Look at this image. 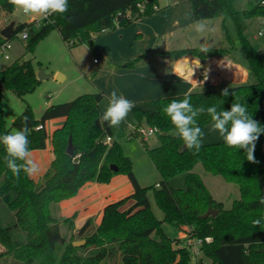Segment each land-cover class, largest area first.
Returning <instances> with one entry per match:
<instances>
[{
    "label": "trees",
    "instance_id": "obj_1",
    "mask_svg": "<svg viewBox=\"0 0 264 264\" xmlns=\"http://www.w3.org/2000/svg\"><path fill=\"white\" fill-rule=\"evenodd\" d=\"M189 2L196 20L222 17L226 29V20L231 18L254 79L226 87L230 93L227 97L221 95L226 88L188 93L191 103L205 108L216 106L218 111L230 110L232 103H240L246 106L253 119L264 125V111L259 115L260 102L264 98V52L260 53L253 46L247 34L248 20L264 17V2H249L243 10L236 8L235 0ZM160 9L159 0H69V11L64 15L15 23L11 39L26 30L27 51L33 52L41 39L52 30H58L68 46L88 44L99 60L98 38L138 19L151 17ZM14 10L9 0H0V14L4 18ZM49 20L54 22L49 23ZM4 26H0V32ZM11 39L0 33V49ZM206 49L185 48L165 54L176 57L192 54L206 59L228 51ZM39 83L33 59H17L0 68V135L11 132L12 127L22 128L26 116L30 149H44L49 135L45 127H36L45 126L50 119L66 117L64 124L52 134L55 157L42 186L23 172L19 178L14 176L4 162L6 153L0 145V264H191L195 256L186 245L188 238L203 240L198 264L206 259L214 264H264V226L252 223L264 216V205L259 203L264 198V134L255 144L256 162L248 161L242 149L230 148L223 141L202 142L200 151L194 153L174 136L175 129L163 112L167 103L182 99L185 94L154 99V110L135 105L133 112L138 121L146 119L149 125L157 127L161 139L157 147L146 146L160 173V181L142 186L122 146L116 141H105L107 136L112 137V131L106 122L98 119L102 114L101 101L106 96L100 89L80 94L71 101L51 104L40 117L27 103L8 125L3 90H11L24 99ZM211 122L207 114L198 118L202 131ZM70 136L71 154L67 152ZM198 163L211 174L238 186L240 196L230 207L217 200L200 174L194 171ZM181 173L185 174V185L176 188L171 179ZM118 174L128 176L134 191L106 205L98 225L89 218L76 234L71 233L69 238L63 235L61 222H69L71 228L73 219L56 217L53 205L75 197L87 182L107 184ZM149 191L163 211L162 220L152 210ZM209 208L218 210V214L203 217ZM164 222L181 228L187 236H168L163 230ZM75 235L85 243L75 246ZM207 237L209 241L205 240Z\"/></svg>",
    "mask_w": 264,
    "mask_h": 264
},
{
    "label": "crops",
    "instance_id": "obj_2",
    "mask_svg": "<svg viewBox=\"0 0 264 264\" xmlns=\"http://www.w3.org/2000/svg\"><path fill=\"white\" fill-rule=\"evenodd\" d=\"M28 17V22L42 20L39 17ZM195 21L189 0H167L165 8L160 9L153 16L138 19L129 26L118 28L98 38L101 56L97 62H94L97 57L92 52L95 75L90 85L93 90L87 92L100 89L109 96L115 89L118 94L122 93L127 99L132 100L135 105L149 109L147 107L152 106V101L157 98L251 82L252 77L248 68L232 58L228 52L206 59L192 54L182 57L165 54V52L192 48L187 46L172 49L170 45H174L173 41H177L181 36L185 37L178 41H186V35L189 40L190 29ZM205 45L206 48L210 47L209 43ZM73 58L75 59L74 55ZM191 59L194 62H191ZM133 61L136 62L131 65ZM38 71L39 67H36V73ZM58 74H61L59 70L56 75ZM60 77L61 81H66L68 78L63 74ZM51 104H54L53 100L44 102L37 110L33 108L35 115L40 117L45 108ZM13 120L11 118L12 122ZM65 120L66 117H58L46 121L45 129L49 135L47 146L44 149L32 150L40 171L31 177L41 186L55 157L52 134L64 124ZM133 191L128 176L120 174L114 176L107 184L90 181L81 187L75 197L53 205V213L61 220L72 218L70 233H73L89 218L98 225L106 205L130 195ZM225 206L227 207L226 204ZM186 236L184 231V236L181 238Z\"/></svg>",
    "mask_w": 264,
    "mask_h": 264
},
{
    "label": "rangeland",
    "instance_id": "obj_3",
    "mask_svg": "<svg viewBox=\"0 0 264 264\" xmlns=\"http://www.w3.org/2000/svg\"><path fill=\"white\" fill-rule=\"evenodd\" d=\"M257 1L264 2V0H235V6L237 9L243 10L248 7L249 2ZM166 4L167 0H159V6L161 9L165 8ZM263 18L264 17H255L248 20L247 27L248 37L253 46L256 47L260 53L264 52V34L260 35L258 33ZM28 20L29 17L24 15L16 7L14 12L6 18H4L3 14H0V26L5 25L4 27L12 21L19 23L28 22ZM201 21H203L209 28L203 38L199 39L197 37L194 32L193 22L189 33L190 39L188 40L186 35V41H178V39L183 40L185 37L181 36V38H177V41H173L174 45H170V48L175 49L190 46L202 50L206 49L205 44L209 43L211 48L227 49V52L232 58L249 70L246 55L242 50L238 33L231 18L226 20V29L223 27L222 17L207 18ZM27 42L26 39L22 38V32L11 39V48L8 50L10 57L6 59L5 57L0 56V68L7 67L17 59H33L36 67H39V71L43 70L46 74L56 75L59 70L61 74L65 76L67 75L68 78L66 81H57L53 77L42 79L36 90L25 96L24 99L15 95L11 90L4 89L2 93V102L8 125L12 124L11 118L15 119L23 111L27 103H30L32 108L37 110L46 101L49 102L53 100L54 104L67 102L88 90H93L90 85H92L91 79L95 75L94 67L92 65L94 55L88 44L79 43L74 46H68L62 40L58 30H52L46 37L41 39L35 46L33 52L27 51ZM73 55L75 59L73 58ZM251 77V81H253L252 74ZM107 97L108 96H105L101 101L100 105L102 112L107 107ZM147 108L154 110L156 106L153 104ZM263 111L264 98L260 102L259 115H261ZM150 126L151 125L148 124L146 119H143L140 123L132 109L126 120L121 123L119 127H110L113 138L112 142H118L122 146L124 153L131 158L134 173L142 186H152L160 181V173L153 164L146 150V146L148 148H154L161 144L160 133H154L145 140L138 132L139 129H147ZM211 126L212 122L205 127L203 131L205 134L203 142L214 143L223 141L218 132L210 130ZM15 130L17 129L13 127L11 128V132ZM194 171L200 174L213 196L217 200H223L226 202L225 204L227 207H230L232 201L239 197L240 191L235 183L227 182L223 177L211 174L205 170L201 163H198L195 166ZM120 175L127 176L126 174ZM171 184L176 188L184 187L185 174L181 173L174 176L171 179ZM149 199L155 215L162 220L164 218L163 211L158 206L152 191H149ZM2 210L4 209L2 208ZM163 230L172 238H181L184 236V231L181 228L168 222L163 223ZM61 232L67 238L71 236L70 224L68 222H61ZM73 233L76 234L77 231ZM75 236L77 238L76 240H79L77 235ZM154 236L157 238L155 234ZM1 250L2 247L0 245V251ZM198 259V257H194L191 264H198ZM7 264L10 263L7 262ZM201 264L214 263L211 260L206 259Z\"/></svg>",
    "mask_w": 264,
    "mask_h": 264
},
{
    "label": "clouds",
    "instance_id": "obj_4",
    "mask_svg": "<svg viewBox=\"0 0 264 264\" xmlns=\"http://www.w3.org/2000/svg\"><path fill=\"white\" fill-rule=\"evenodd\" d=\"M9 2L24 15L39 17L43 20H48L54 15H64L69 11V0H9ZM52 22L54 21L49 20V23ZM193 27L199 39L203 38L209 30L201 20L195 21ZM202 50L207 51V49ZM229 94L227 88L221 93L223 97H227ZM107 100V107L98 119L101 123L106 122L109 127H119L135 107V103L122 93L118 94L115 89L111 91ZM163 112L175 129L174 136L179 138L189 151L198 153L202 147L205 134L198 125V118L207 114L212 120L210 130L218 132L226 146L237 150L242 149L248 161L256 162L255 144L264 134V125L253 119L246 106L232 103L230 110L219 111L216 106L207 108L202 105L194 106L191 103L190 95L186 93L182 99H173L167 103ZM22 123L24 125L22 128L0 135V145L4 147L6 153L4 162L17 178L21 172L27 176H33L40 171L29 147L28 117L25 116ZM259 203L264 205V198H261ZM262 222H264V216L252 221L253 226H264Z\"/></svg>",
    "mask_w": 264,
    "mask_h": 264
},
{
    "label": "built area",
    "instance_id": "obj_5",
    "mask_svg": "<svg viewBox=\"0 0 264 264\" xmlns=\"http://www.w3.org/2000/svg\"><path fill=\"white\" fill-rule=\"evenodd\" d=\"M258 33L260 35L264 34V18L261 20V28L259 29ZM28 37V32L25 30L24 32H22V38L23 39H27ZM11 48V43L10 41H7L4 46L0 49V56L5 57L6 59H8L10 57V55L8 54V50ZM97 59H94V62H97ZM45 126L43 124H39L36 128L37 129H43ZM138 132L142 135L143 139H147L148 137H150L151 135H153L154 133H158V128L154 127V126H150L147 129H139ZM106 143H110L112 142V137L111 136H107L106 138ZM206 241H209L210 238L207 237L205 238ZM202 239L198 238H188V240L186 241V245L189 246L191 248V251L193 253V255L195 257H199L200 255V244L202 243Z\"/></svg>",
    "mask_w": 264,
    "mask_h": 264
},
{
    "label": "water",
    "instance_id": "obj_6",
    "mask_svg": "<svg viewBox=\"0 0 264 264\" xmlns=\"http://www.w3.org/2000/svg\"><path fill=\"white\" fill-rule=\"evenodd\" d=\"M14 26H15V22L12 21L10 22L6 27H4L2 30H1V35L6 38V39H11L12 35H13V32H14ZM189 56V55H187ZM198 63L202 64L201 61L197 60ZM61 74H58V75H55V79L57 81H61ZM50 77H54L53 74H46L43 70H40L38 73H37V78L39 80H42V79H46V78H50ZM67 152L69 154H71L73 152V142H72V136L69 137V144H68V147H67ZM113 168L117 169V167L113 166ZM218 210L216 209H213V208H209L208 211L203 215V217H207L208 215L210 214H213V215H216L218 214ZM85 241L84 240H76L73 242V244L75 246H80L82 244H84Z\"/></svg>",
    "mask_w": 264,
    "mask_h": 264
},
{
    "label": "bare ground",
    "instance_id": "obj_7",
    "mask_svg": "<svg viewBox=\"0 0 264 264\" xmlns=\"http://www.w3.org/2000/svg\"><path fill=\"white\" fill-rule=\"evenodd\" d=\"M191 62H194L193 59H191Z\"/></svg>",
    "mask_w": 264,
    "mask_h": 264
}]
</instances>
